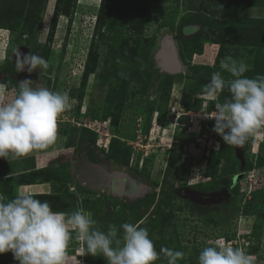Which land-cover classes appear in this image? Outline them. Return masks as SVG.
Instances as JSON below:
<instances>
[{
  "label": "rangeland",
  "instance_id": "374dc122",
  "mask_svg": "<svg viewBox=\"0 0 264 264\" xmlns=\"http://www.w3.org/2000/svg\"><path fill=\"white\" fill-rule=\"evenodd\" d=\"M99 5L0 0V83L7 99L30 79L33 87L67 92L72 104L58 118L53 145L0 158V195L11 200L30 190L53 211L83 208L95 228L106 232L114 224L118 236L122 223L139 224L159 254L153 264H167L165 247L185 253L177 264H198L200 251L214 244L239 247L252 264H264V124L240 158L204 115L231 98L228 89L216 99L202 92L214 72L232 79L219 66L226 56L245 61L247 77L264 75V0H110L94 36ZM166 36L174 40L181 72L158 64ZM30 52L44 57L48 69L17 72L16 56ZM223 189L231 195L214 202L192 197ZM75 236L66 264H107L99 253L84 255ZM0 264L19 262L7 252Z\"/></svg>",
  "mask_w": 264,
  "mask_h": 264
},
{
  "label": "clouds",
  "instance_id": "9594fccd",
  "mask_svg": "<svg viewBox=\"0 0 264 264\" xmlns=\"http://www.w3.org/2000/svg\"><path fill=\"white\" fill-rule=\"evenodd\" d=\"M16 57L17 72L49 67L44 57L32 52ZM219 66L232 79L214 72L202 92L216 99L227 88L231 98L217 102L208 118L214 119L213 131L226 145L240 148L264 124V75L247 77L249 66L232 56L221 59ZM17 85L14 97L8 100L7 90L0 83V158L7 160L53 145L58 118L72 107L67 92L33 87L30 79ZM95 224L91 213L83 208L71 213L53 211L48 201L35 198L30 190L19 191L11 200L0 195V254L11 252L19 264H66L67 246L74 231L75 239L83 243V254L95 257L99 253L107 264H153L159 258L148 230L139 224L122 223L119 236L116 225L109 224L105 232ZM160 252L167 264H177L185 256L182 251L166 247ZM198 264H252V260L239 247L214 244L200 251Z\"/></svg>",
  "mask_w": 264,
  "mask_h": 264
},
{
  "label": "water",
  "instance_id": "95a60500",
  "mask_svg": "<svg viewBox=\"0 0 264 264\" xmlns=\"http://www.w3.org/2000/svg\"><path fill=\"white\" fill-rule=\"evenodd\" d=\"M156 59L158 61V64L169 73H178L182 71V62L178 56L176 45L171 36H166L162 40L161 48L157 52ZM243 148H244V145L240 148L237 147V152L240 158L242 157V154H243ZM230 195L231 193L228 189H223L216 193H210V194L194 193L192 197L196 201L214 202L217 198H220V197L228 198Z\"/></svg>",
  "mask_w": 264,
  "mask_h": 264
},
{
  "label": "trees",
  "instance_id": "16d2710c",
  "mask_svg": "<svg viewBox=\"0 0 264 264\" xmlns=\"http://www.w3.org/2000/svg\"><path fill=\"white\" fill-rule=\"evenodd\" d=\"M109 1L110 0H101L100 1V5H99L100 8H99V13H98L99 15L97 16V19H99V20H98V23H96V25L94 26V33H93L94 36H98L101 33V29L104 27V26L102 27L100 23H101V20H102L103 12H105L107 10V5H108ZM58 5H59V0H57V7H58ZM57 7H56V11H57ZM100 27H102V28H100ZM38 170H40V169H38ZM36 172H37V169L34 170V173H36ZM19 175L20 174H16V175H12V176L5 177V178H12V177H17V176L21 177L22 173H21L20 176ZM0 180H2V179H0ZM41 197H43L42 194L35 196V198H37L39 200H40Z\"/></svg>",
  "mask_w": 264,
  "mask_h": 264
},
{
  "label": "flooded vegetation",
  "instance_id": "af4514ba",
  "mask_svg": "<svg viewBox=\"0 0 264 264\" xmlns=\"http://www.w3.org/2000/svg\"><path fill=\"white\" fill-rule=\"evenodd\" d=\"M116 178H117V177H114V181H115V182L117 181ZM118 181H120V177L118 178ZM129 185L132 186L133 184L129 181ZM136 188H138V187H136ZM125 189H126V188H125ZM127 189H128V188H127ZM117 191H119V193H122V192H123V188H117ZM137 192H138V194H139V193L141 192V189L138 188L136 192L134 191V193H137ZM127 193H128V192H127ZM127 193H126V194H127ZM134 193H133V194H134Z\"/></svg>",
  "mask_w": 264,
  "mask_h": 264
},
{
  "label": "built area",
  "instance_id": "2783aa9c",
  "mask_svg": "<svg viewBox=\"0 0 264 264\" xmlns=\"http://www.w3.org/2000/svg\"><path fill=\"white\" fill-rule=\"evenodd\" d=\"M187 114H189V113H187ZM195 115H197V114H195ZM206 117L205 118H208V116H210V115H208L207 113H205L204 114ZM190 116H191V121H193V119H194V114H190ZM209 119V118H208ZM251 178V177H250Z\"/></svg>",
  "mask_w": 264,
  "mask_h": 264
},
{
  "label": "bare ground",
  "instance_id": "6f19581e",
  "mask_svg": "<svg viewBox=\"0 0 264 264\" xmlns=\"http://www.w3.org/2000/svg\"><path fill=\"white\" fill-rule=\"evenodd\" d=\"M173 97V96H172ZM175 100V99H174Z\"/></svg>",
  "mask_w": 264,
  "mask_h": 264
}]
</instances>
